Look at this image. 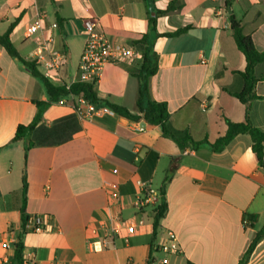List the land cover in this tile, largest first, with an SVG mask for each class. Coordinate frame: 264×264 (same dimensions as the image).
<instances>
[{
  "label": "crops",
  "instance_id": "obj_1",
  "mask_svg": "<svg viewBox=\"0 0 264 264\" xmlns=\"http://www.w3.org/2000/svg\"><path fill=\"white\" fill-rule=\"evenodd\" d=\"M170 4L174 11L157 16V33L187 31L153 39L158 72L149 94L167 103L169 129L196 142L183 149L159 126L145 123L138 132L139 121L118 114L79 119L70 105L53 104L44 82L0 45V264H11L14 246H3L11 236L22 239L26 264H240L245 257L264 227V169L249 135L237 136L221 152L205 140L223 136L226 120H245V106L233 94L245 87L247 61L233 38L231 16L263 52L264 0H0V35L16 22L10 39L25 62H35L37 38H51L66 63L49 81L70 87L80 82L85 19L98 21L112 45L141 55L134 42L151 34L150 19ZM40 17L43 31L28 36ZM129 67L134 63L106 64L95 91L102 105L139 115L140 81ZM254 77L250 120L264 131V61ZM67 118L76 129L60 143L71 129L50 131ZM34 122L36 128L14 142L18 127ZM30 142L35 145L26 156ZM172 163L167 211L154 232ZM24 177L28 221L40 216L46 224L39 233L22 231ZM250 216L255 219L245 229ZM168 230L177 235L179 254L159 248ZM246 264H264V238Z\"/></svg>",
  "mask_w": 264,
  "mask_h": 264
},
{
  "label": "trees",
  "instance_id": "obj_2",
  "mask_svg": "<svg viewBox=\"0 0 264 264\" xmlns=\"http://www.w3.org/2000/svg\"><path fill=\"white\" fill-rule=\"evenodd\" d=\"M174 9H175L174 4H170L166 10L157 11L156 17H152L150 19L151 34L142 35L134 42V47H136L137 50L142 55V61H141V65H139L138 67H129L128 72L130 76L135 77L140 81V90L137 99V107H138L139 115H133L127 109L117 105L107 104V106L113 109L116 114L123 116L127 119H130L132 121H144L147 124L159 126L165 136L174 139V141L177 142L180 148L183 149L189 143L195 146L196 142H194L190 137V135L186 132L184 133L173 132L169 129L168 125L171 118V114L168 109L167 103L154 101L150 98V94H149V81L158 72V55L154 50L153 39L156 37L174 38L184 34L187 31V29H181L175 33H170V34L157 33L156 31L157 16L169 14L172 11H174ZM231 19H232L233 38L236 44L238 45V47L244 53L247 61L246 69L244 72L241 73V75L245 80V87L240 93L233 94V96L236 97L241 102V104L245 106V120L244 122L241 123H234L231 122L230 120H226V125H227L226 133L220 138H218L214 143H209L208 140H205V143H208L215 152H221L237 136L249 135L252 139V151L258 163L264 169V131L253 126L250 120L252 102L257 99V96L254 93V86L256 83V79L254 77V71H255V67L264 61V51L263 52L258 51L254 46L252 38L250 36H246L243 34L242 27L240 23L234 18V16H231ZM58 23L59 24L62 23V20L61 18H59V16H58ZM15 26H16V22L9 27L8 31L5 34L0 35V45L3 46L4 49L11 56L19 59L34 77L40 78L44 82L47 91L52 99V103L58 101L61 98L69 97L70 95H74V96L83 95L87 100L93 103L102 104L98 99L95 91V86L97 82H87V83L78 82L72 84L69 89L66 86L55 87L54 85L51 84L49 80H47L42 74H40L36 62H25L19 56L15 46L13 45L10 39V35L14 30ZM36 123L34 122L29 126H19L14 137V142L25 139L28 136V134L31 133L36 128ZM65 128H67V130L70 128L71 130L70 132H67L64 135H61L59 142L63 143L71 139V137L74 134L73 132H75L76 129L75 124L73 123L71 118H67L65 120L59 121L55 126H53V128L50 131L51 132L50 134L57 135L60 132H62ZM47 144L52 145L49 142L43 143V145H47ZM34 145L35 144L33 142L28 143V145L25 148L26 156L29 150ZM174 167L175 165L174 163H172L169 170L167 171V175L163 183V188L161 191L162 203L156 210L154 232L158 229L159 221L164 217L167 211V204L164 200V189L167 182L170 179V175L174 171ZM27 186L28 184L26 178L24 177L23 179L24 205L22 208L23 232L29 220V217L26 214ZM246 218H249L252 221L255 219V217L252 216ZM263 238H264V227L254 237L245 257L241 260L240 264L247 263L250 256L253 254L256 246ZM14 249H15V253L11 260V264H26L25 254H24L25 247L21 238L18 240L17 244H15Z\"/></svg>",
  "mask_w": 264,
  "mask_h": 264
},
{
  "label": "built area",
  "instance_id": "obj_3",
  "mask_svg": "<svg viewBox=\"0 0 264 264\" xmlns=\"http://www.w3.org/2000/svg\"><path fill=\"white\" fill-rule=\"evenodd\" d=\"M56 25H54L55 27ZM84 34L86 42L84 45L83 53L79 63L80 82H97L106 64H122L124 62L134 63L135 67L141 65L142 56L137 53L135 49H130L125 46L112 45L106 35L98 30V21L87 18L83 21ZM43 31V17H40L33 25L27 29L28 36L32 37ZM38 44L35 49V62L37 66L43 67V76L50 80L54 73H57L62 66L66 63V56L63 53L55 51L51 47L52 39L40 36L37 38ZM68 89L70 87H67ZM57 105H70L74 114L79 119L93 120L95 118L103 117L106 115L115 116L116 113L107 105L96 104L87 100L83 95L64 97L54 102ZM138 132L145 131V122H138ZM154 196H149L148 200H153ZM252 220L244 218L243 227L249 228ZM45 221L42 217L36 216L25 226L24 232L39 233L45 230ZM12 229H9L11 235ZM129 233L134 232V227L128 228ZM16 238L11 236V241L5 243L3 246L8 248L10 245L15 247L17 244ZM160 250L165 254H179L181 248L179 246L177 235L168 230L166 232V239L160 245Z\"/></svg>",
  "mask_w": 264,
  "mask_h": 264
}]
</instances>
